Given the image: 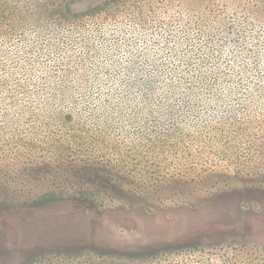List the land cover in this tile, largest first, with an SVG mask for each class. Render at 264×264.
Here are the masks:
<instances>
[{"label":"rangeland","instance_id":"rangeland-1","mask_svg":"<svg viewBox=\"0 0 264 264\" xmlns=\"http://www.w3.org/2000/svg\"><path fill=\"white\" fill-rule=\"evenodd\" d=\"M264 0H0V264H264Z\"/></svg>","mask_w":264,"mask_h":264},{"label":"trees","instance_id":"trees-1","mask_svg":"<svg viewBox=\"0 0 264 264\" xmlns=\"http://www.w3.org/2000/svg\"><path fill=\"white\" fill-rule=\"evenodd\" d=\"M261 7H262V8H263V10H264V4H262V5H261Z\"/></svg>","mask_w":264,"mask_h":264}]
</instances>
